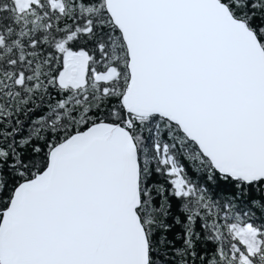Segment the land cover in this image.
Segmentation results:
<instances>
[{
  "label": "snow or ice",
  "instance_id": "1",
  "mask_svg": "<svg viewBox=\"0 0 264 264\" xmlns=\"http://www.w3.org/2000/svg\"><path fill=\"white\" fill-rule=\"evenodd\" d=\"M0 264H264V0H0Z\"/></svg>",
  "mask_w": 264,
  "mask_h": 264
}]
</instances>
